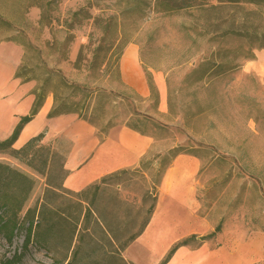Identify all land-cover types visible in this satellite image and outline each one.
Masks as SVG:
<instances>
[{"label":"rangeland","instance_id":"rangeland-1","mask_svg":"<svg viewBox=\"0 0 264 264\" xmlns=\"http://www.w3.org/2000/svg\"><path fill=\"white\" fill-rule=\"evenodd\" d=\"M235 1L198 0L193 8L164 15L151 11L154 0H0V61L20 72L22 80L34 82V89L52 72L111 92L120 119L128 120L137 110L167 125L172 129L167 143L214 149L213 161L208 155L197 161L179 158L166 170L162 182L180 169L187 172L189 185L174 196L161 182L158 199L165 191L171 209L147 227L144 264H158L173 244L206 236L218 224L219 233L181 247L171 264H264V49L258 47L264 9ZM129 45L138 48L142 79L146 82L148 72L158 91V113L149 95H141L121 75L120 59ZM245 52L253 58H244ZM148 138L151 153L166 148ZM43 142L62 154L71 149L64 139ZM0 163L34 177L7 154H0ZM36 180L20 220L41 196L43 180ZM128 180L122 175L104 187L102 214L110 225L127 218L125 206L113 215L109 195L115 189L130 200ZM14 192L19 198L20 189L1 183V195ZM24 240L22 228L10 244L0 233V264H67L75 247L64 233L51 238L50 252L33 244L24 252ZM95 245L107 255H93L92 264H136L124 252L122 261L110 258L118 244L102 240ZM19 252L22 258L12 259Z\"/></svg>","mask_w":264,"mask_h":264},{"label":"trees","instance_id":"trees-1","mask_svg":"<svg viewBox=\"0 0 264 264\" xmlns=\"http://www.w3.org/2000/svg\"><path fill=\"white\" fill-rule=\"evenodd\" d=\"M198 0H154L152 12L157 14H175L197 6ZM246 4H253L264 9V0H241ZM220 3H233L235 0H219ZM140 4V2L136 3ZM200 6V5H199ZM144 7L146 4L144 3ZM259 48L264 49V33L261 34ZM96 54L92 56L94 60ZM244 58L252 59L251 52H245ZM16 79L22 82L20 72L14 73ZM55 80H54V79ZM146 84L149 89V99L153 102L155 113L158 107V91L154 86L151 75L145 72ZM32 93L34 101L28 115L20 118L11 135L0 141V154H7L24 165L34 175L10 168L7 164L0 163V185L5 183L8 188L20 189L19 198L14 193L0 194V233L4 240L10 244L14 232L19 228L25 231L24 252L29 245H35L46 252L51 251V238L65 234L69 239V246L75 245L72 257L67 264H92L93 255L102 254V248L96 243L102 240L118 244L110 258L117 257L130 246L146 229L156 210L159 188L166 170L180 155L192 156L202 159L208 155L209 160L215 158L211 146L181 145L167 143L166 135L172 129L160 123L155 118L137 110L130 113L128 120L120 119L117 110L111 105L114 95L100 88L90 89L79 83L69 82L60 75L48 73ZM52 97V106L47 114V119L62 115H76V117L89 124L96 130V136L103 143L109 131L117 126H124L142 136L151 137L154 144L164 143L165 149L156 153L148 150L134 168L121 169L87 185L84 189L74 192L64 187V180L68 175L65 169V154L54 149L51 143H44L45 132L28 140L22 147L15 149L16 141L24 125L29 123L38 113L46 98ZM122 175H129V186L133 196L130 200L121 199L119 191L113 189L109 199L114 206L113 215H118L121 207H127L126 220L110 225L103 217V194L109 181L119 179ZM43 180V190L40 198L33 208H29L22 220L19 219L24 205L30 194L34 191L38 181ZM67 208L74 210L67 211ZM221 230L218 224L214 231L206 236L191 235L184 238L169 249L158 264H167L181 247L191 245L193 242L203 243L213 238ZM104 254V253H103ZM104 255H107L106 253ZM23 253L13 256L15 261L20 260ZM12 260L7 261L10 264ZM122 261V260H121Z\"/></svg>","mask_w":264,"mask_h":264},{"label":"crops","instance_id":"crops-1","mask_svg":"<svg viewBox=\"0 0 264 264\" xmlns=\"http://www.w3.org/2000/svg\"><path fill=\"white\" fill-rule=\"evenodd\" d=\"M126 61L129 64L125 63ZM126 70H131L136 74L140 93L147 97L149 89L139 73L138 48L135 45H129L120 59L122 77L126 75ZM34 87L35 83L32 81L22 82L16 79L14 69L0 61V141L7 139L20 118L29 114L34 101L32 93ZM161 92L162 90H160V95ZM51 106L52 97L48 96L34 118L24 125L13 148L22 147L28 140L42 132H45L46 139H64L70 142L71 149L66 154L64 166L68 171L64 187L71 191L78 192L112 172L138 166L148 151L151 139L124 126L112 128L105 141L100 144L96 130L77 117L62 115L47 119ZM179 158L197 161V158L187 155H180L175 160ZM178 170L180 176L185 174L187 177V172ZM168 176L163 180V186ZM187 184L189 185V179ZM154 217L155 213L151 221ZM147 227L124 251L126 258L136 264H144V235ZM167 264H171V260Z\"/></svg>","mask_w":264,"mask_h":264},{"label":"bare ground","instance_id":"bare-ground-1","mask_svg":"<svg viewBox=\"0 0 264 264\" xmlns=\"http://www.w3.org/2000/svg\"><path fill=\"white\" fill-rule=\"evenodd\" d=\"M126 75H124V78L127 82H129L130 84L137 86V77L136 74L131 71V70H126L125 71ZM161 90H162V97H161V107L164 108L165 102H164V91L162 89V83H159ZM188 178L186 177L185 174L180 176L179 170H176L174 172H172L166 179L165 182V186L164 189L166 192H172V195L177 196L179 195L178 192L179 190L184 187L187 186L188 184ZM165 191L163 194L160 195L159 199H158V203H157V210L155 212V217H154V221H159L160 219H162L164 217L165 214H167L168 212H170L171 209V204H169L167 202V199L165 197ZM173 209V207H172Z\"/></svg>","mask_w":264,"mask_h":264}]
</instances>
